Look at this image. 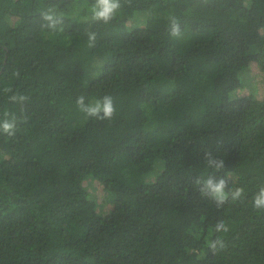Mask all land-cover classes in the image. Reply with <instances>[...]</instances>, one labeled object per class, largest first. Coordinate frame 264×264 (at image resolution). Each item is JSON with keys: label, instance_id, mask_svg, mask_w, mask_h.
<instances>
[{"label": "trees", "instance_id": "obj_1", "mask_svg": "<svg viewBox=\"0 0 264 264\" xmlns=\"http://www.w3.org/2000/svg\"><path fill=\"white\" fill-rule=\"evenodd\" d=\"M93 2L0 0V119L17 118L0 133V264H264V95L241 93L264 84V0H121L108 24ZM80 95H110L113 118L80 112ZM208 175L245 196L217 208L194 186Z\"/></svg>", "mask_w": 264, "mask_h": 264}, {"label": "clouds", "instance_id": "obj_2", "mask_svg": "<svg viewBox=\"0 0 264 264\" xmlns=\"http://www.w3.org/2000/svg\"><path fill=\"white\" fill-rule=\"evenodd\" d=\"M56 7L57 5H52L40 13V17L45 22V26L53 30L64 21V17L56 11ZM121 7V0H94L89 7V18L92 22L108 24L116 17ZM169 20L170 36L179 38L181 36L180 24L175 17H170ZM87 37L88 46L94 47L97 34L89 31ZM5 91L12 92L11 89H5ZM8 99L11 103L23 105L29 97L20 92H12ZM85 100L86 98L80 95L76 98L75 103L77 109L86 116L94 117L98 120H111L113 118L116 109L113 98L110 95H104L87 103ZM16 127L17 118L8 112H4L3 118L0 119V133L6 134L7 136H14ZM203 160L207 168L217 172L225 168L224 159L213 156L211 152H204ZM194 186H196L203 197L214 201L217 208L223 207L229 201L232 203L240 201L245 196L243 187L236 186L230 188L228 180L224 176L217 177L215 175H208L207 177H197L194 180ZM252 207L258 211H264V185L260 186L253 194ZM213 231L217 234L227 233L229 228L226 222L221 219L215 223ZM225 246V241L221 235H217L214 239L207 241V247L212 254H216Z\"/></svg>", "mask_w": 264, "mask_h": 264}, {"label": "rangeland", "instance_id": "obj_3", "mask_svg": "<svg viewBox=\"0 0 264 264\" xmlns=\"http://www.w3.org/2000/svg\"><path fill=\"white\" fill-rule=\"evenodd\" d=\"M257 80H252V81H247L244 84V88L241 90V93H248L249 91L251 92H256L258 96H263L264 95V84L259 79L258 76L255 77Z\"/></svg>", "mask_w": 264, "mask_h": 264}]
</instances>
